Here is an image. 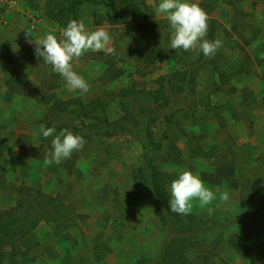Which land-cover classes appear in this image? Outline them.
Segmentation results:
<instances>
[{
	"label": "rangeland",
	"instance_id": "374dc122",
	"mask_svg": "<svg viewBox=\"0 0 264 264\" xmlns=\"http://www.w3.org/2000/svg\"><path fill=\"white\" fill-rule=\"evenodd\" d=\"M13 1V7H0V52L4 54L0 61V210L13 206L20 187L29 185L64 195L87 217L84 221L41 223L15 248H8L7 258L0 264H133L143 255L155 257L164 237L160 218L148 200L132 194V171L141 163L142 152L137 135L128 132L86 142L76 151L75 167L68 171L62 165L64 160L44 164L53 137H43L40 129L49 121L55 126L74 123L64 113H49L48 108L56 99L78 96L86 101L102 96L109 117L119 119L118 102L127 90L155 89L161 75L186 64L181 62L183 49L170 47L173 29L169 21L156 12L161 0H147L149 8L128 23L101 25L109 31L110 46L119 50L122 61L109 65L107 60L94 59L92 51L74 61V70L89 84L86 93L69 90L51 65L36 58L35 45L25 40L26 31L40 38L50 32L59 36L64 27L45 15L43 1ZM194 2L214 7L213 11L205 8L209 15L205 38L222 40L213 55L219 57L221 70L201 71L197 85L198 92H203L210 82L228 80L224 92L213 95V105L221 115L196 107L194 112L179 111L172 125L160 120L154 136L159 141L167 133L169 139L162 140L153 159L161 170L165 165L173 169L166 172L171 178L180 171L198 172L216 193L217 198L204 207L194 201L191 212L209 219H237L245 213L239 199L242 174L264 177V166L259 167L256 160L264 153V0ZM81 19L90 31L101 27L93 24L89 5ZM143 21L158 26L156 36L142 37L138 23ZM153 48L165 54L152 65L140 66L148 73L142 76L137 71L139 58L151 55ZM192 54L198 57L203 52L197 49ZM247 55L252 61L250 72L229 79ZM198 139L205 157L191 150ZM37 148L43 158L35 156ZM221 157L235 162L223 163ZM224 191L229 192L227 202L219 199ZM219 233L224 244L207 264H264V215ZM98 244L104 254L101 261Z\"/></svg>",
	"mask_w": 264,
	"mask_h": 264
},
{
	"label": "trees",
	"instance_id": "16d2710c",
	"mask_svg": "<svg viewBox=\"0 0 264 264\" xmlns=\"http://www.w3.org/2000/svg\"><path fill=\"white\" fill-rule=\"evenodd\" d=\"M45 4V15L52 21L62 25L81 18L84 8L92 7L93 24L97 26H114L128 23L131 18L141 14L149 8L147 0H39ZM240 1V0H238ZM210 11L214 7L209 3L200 5ZM156 24L149 21L138 23V29L143 38L153 37ZM115 55L105 54L103 51L94 52V59L107 60L109 65L121 62L119 50ZM165 53L153 48L149 56H141L137 64V71L147 76L140 66L152 65ZM180 65L157 79L155 89H129L119 99L122 116L112 120L107 113V104L102 96L86 101L81 96L70 99H56L50 108L55 116L66 114L74 123H62L58 126L52 121L46 127H54L59 133L68 129L74 134L82 135L86 142L95 138H111L116 135L134 132L142 146L141 163L132 171L134 182L133 196L149 201L161 221L164 237L160 243L159 252L155 257L141 256L133 264H207L213 257H217L220 246L224 244L222 233L227 227L254 220L264 215V177L242 174L239 199L245 213L237 219L204 218L198 213L191 212L181 215L171 212L169 206L170 184L178 178H171L162 171L153 159L154 151L162 148V140H168L167 133L159 141L154 136V126L162 119L172 125L177 122L176 114L186 110L194 112L196 107H203L208 111H216L213 105V95L225 90V83L210 82L203 92H198V74L207 69L219 72L222 64L218 56L206 57L199 54L195 57L192 52L182 50ZM4 54L0 52V61ZM224 57V55H222ZM252 64L249 55L229 79L242 73L250 72ZM48 113V111H47ZM188 113V112H187ZM221 115L220 111H216ZM48 116V114L46 115ZM192 152L205 157L206 152L199 139ZM235 155V154H234ZM35 156L43 158L44 153L35 149ZM223 163H233L235 159L221 157ZM259 167L264 166V153L256 158ZM78 161V154L74 151L71 158L64 160L62 165L71 171ZM86 214H81L74 203L68 202L60 193L53 195L41 189L22 185L19 196L13 206L0 210V261L7 258V249L15 248L19 241L31 235L43 222L58 223L76 220L84 221ZM216 234H219L216 237ZM215 236V237H214ZM102 245L98 244V261L104 259ZM202 257L200 258V255ZM213 264V262L211 263Z\"/></svg>",
	"mask_w": 264,
	"mask_h": 264
},
{
	"label": "clouds",
	"instance_id": "9594fccd",
	"mask_svg": "<svg viewBox=\"0 0 264 264\" xmlns=\"http://www.w3.org/2000/svg\"><path fill=\"white\" fill-rule=\"evenodd\" d=\"M156 12L158 15H164L173 29L171 49L182 48L185 52L199 49L206 57H210L222 46L220 39L209 41L205 38L209 28V15L194 0H161ZM25 40L35 45L36 58H42L45 63L51 65L53 71L66 81L69 90H80L83 93L88 92L89 84L74 70V61L88 51H103L105 54L115 55V49L110 46L111 36L107 28L101 26L90 31L82 19L71 20L59 36L50 32L37 38L32 31H26ZM40 131L45 138L53 137L52 151L45 158V165L53 162L60 164L63 160L71 158L74 151L81 150L86 143L82 135L74 134L68 129L57 133L54 127L41 125ZM162 171L170 173L173 169L165 165ZM170 195L171 212L181 215L191 213L194 201L204 207L217 198L216 193L205 185L199 173L194 174L190 170L178 173V178L171 182ZM219 199L227 202L229 192L220 193Z\"/></svg>",
	"mask_w": 264,
	"mask_h": 264
},
{
	"label": "built area",
	"instance_id": "2783aa9c",
	"mask_svg": "<svg viewBox=\"0 0 264 264\" xmlns=\"http://www.w3.org/2000/svg\"><path fill=\"white\" fill-rule=\"evenodd\" d=\"M13 7L14 1L13 0H0V7Z\"/></svg>",
	"mask_w": 264,
	"mask_h": 264
}]
</instances>
